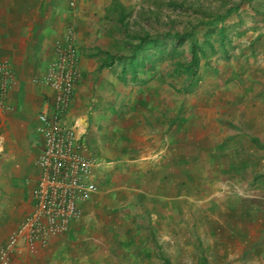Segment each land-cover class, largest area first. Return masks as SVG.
<instances>
[{"label": "crops", "instance_id": "1", "mask_svg": "<svg viewBox=\"0 0 264 264\" xmlns=\"http://www.w3.org/2000/svg\"><path fill=\"white\" fill-rule=\"evenodd\" d=\"M140 1L0 0L16 81L0 110V250L35 205L37 115L53 91L34 79L69 27L79 79L65 119L97 185L65 234L19 240L0 264H264V3L234 9L235 54L190 76L116 57Z\"/></svg>", "mask_w": 264, "mask_h": 264}, {"label": "built area", "instance_id": "2", "mask_svg": "<svg viewBox=\"0 0 264 264\" xmlns=\"http://www.w3.org/2000/svg\"><path fill=\"white\" fill-rule=\"evenodd\" d=\"M53 53L43 74L34 79L53 91L51 110L37 115L43 145L35 161V205L1 248L2 259L19 240L34 249L37 243L65 234L71 221L81 216L82 203L97 190L93 180L96 163L77 127L65 119L79 79V54L72 27L62 41L56 42ZM15 82L10 65L0 60V110L7 108L6 98Z\"/></svg>", "mask_w": 264, "mask_h": 264}, {"label": "rangeland", "instance_id": "3", "mask_svg": "<svg viewBox=\"0 0 264 264\" xmlns=\"http://www.w3.org/2000/svg\"><path fill=\"white\" fill-rule=\"evenodd\" d=\"M260 2L264 3V0H141L126 14L127 17L123 21L126 34L125 46L116 56L127 57L131 53L129 44L137 42L138 36L148 33L152 36L155 35L158 39L157 47L153 46L150 41L143 45L147 54L156 56L154 52L156 51L159 61L166 60L171 63V65L159 64L162 70L168 68L175 74L180 73L181 69L176 65L179 62L189 61V49L192 43L200 45L206 51V54L200 57V62L204 60L206 65L213 61L214 56L229 61L235 54L234 50L229 49L230 42L233 38L238 39L244 35L243 32H238V29L235 32V29H232L234 26L230 24L234 20L232 18L234 9L246 5L249 8H260ZM237 13L240 18L239 15L243 12L237 11ZM225 21L232 27L226 26ZM213 24L215 26H212ZM222 25L225 26L222 27L225 29V44H228L227 52L224 54L219 51L220 36L217 33L218 28ZM211 30L212 32H210ZM176 33L183 36L181 43L175 38ZM206 39L213 42L217 49L216 54H212L209 44H205ZM168 54L170 55L168 56ZM240 55L243 54L239 52L237 56ZM199 69L200 66L198 71Z\"/></svg>", "mask_w": 264, "mask_h": 264}, {"label": "trees", "instance_id": "4", "mask_svg": "<svg viewBox=\"0 0 264 264\" xmlns=\"http://www.w3.org/2000/svg\"><path fill=\"white\" fill-rule=\"evenodd\" d=\"M212 26H215V25L213 24ZM222 27H224V26L222 25L218 28L217 33L220 36V47H221V49L219 51H221L224 54L227 52V48H225V41H226L225 29ZM210 32H212V30ZM129 37H131V35H129ZM175 38L177 39V41L179 43H181L183 36L176 33ZM137 39H138V41L136 43H134L133 46H131V53L127 57L119 56L118 58L119 59H128L131 62V65H133V61L138 60V59L147 60V61H153V60L159 61L158 57H157L158 52L154 51L156 53V56L155 55L150 56L147 54V51L145 50V48H143V45L147 41H150V43L153 46L157 47V39L158 38L155 35L152 36V35L146 33L144 36H138ZM204 42L207 45L209 44V48L211 49L212 54L217 53V49L214 47L212 41L209 42V40L206 39ZM150 51H152V49H150ZM189 52H190L189 61L186 63H180L179 62L176 66L181 69L180 73L187 74L190 76H195L198 72L200 57L201 56L203 57L204 54H206V51L200 45H197L196 43H192L191 47L189 49ZM169 55L170 54H168V56ZM134 68H135V66L133 65V69Z\"/></svg>", "mask_w": 264, "mask_h": 264}]
</instances>
